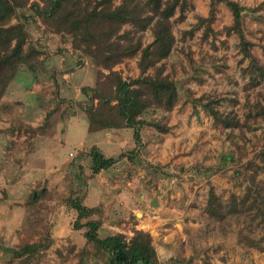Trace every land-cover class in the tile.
Instances as JSON below:
<instances>
[{
  "label": "rangeland",
  "instance_id": "1",
  "mask_svg": "<svg viewBox=\"0 0 264 264\" xmlns=\"http://www.w3.org/2000/svg\"><path fill=\"white\" fill-rule=\"evenodd\" d=\"M235 1L248 7L264 4V0ZM192 3L184 22L173 19L177 41L167 73L177 80L181 101L169 116L172 130L164 134L147 127L142 144L135 143L132 129L89 133L85 110L89 102L81 89L95 85L97 68L86 58L73 73L63 74L77 63L79 53L43 27L30 28L31 42L43 54L24 57L0 102V264L14 263L11 251L26 237L36 242L48 231L54 243L32 264H76V255L86 243L85 230H74L76 212L62 198L78 189L84 204L97 208L93 218L103 222L101 237L123 234L130 239L135 230L149 229L160 264H176L173 258L192 259L180 264H264V254L238 243L242 223L233 219L222 232L204 212L211 185L226 200L232 194L243 196L251 176L264 181V124L252 120L258 128L249 133L252 142L239 140L233 146L227 131L216 126L200 106L198 116L193 115L191 104L183 106L185 88H190L196 98L220 97L222 112L233 111L244 119L258 98L246 89L249 80L243 69L249 61L240 53L236 34L220 36L217 50L201 40V31L186 35L196 25V15H208L210 0ZM259 13L264 15V10ZM245 23L248 38L259 44L253 54L264 64V36L258 32L264 24L249 15ZM232 24L231 12L221 4L213 28L220 31ZM223 40H227L224 46ZM152 41L149 31L145 43ZM200 61L202 70L197 75L193 68ZM115 70L125 79L139 76L137 59L126 60ZM258 90L264 91V83ZM92 147L106 157L116 158L122 152L132 158L133 149L140 155L135 163L126 158L93 175L88 154ZM233 150L241 161H223ZM212 169L218 174L211 176ZM42 190L49 195L41 200ZM35 193V201L40 200L37 210L29 206ZM252 234L264 243V229Z\"/></svg>",
  "mask_w": 264,
  "mask_h": 264
},
{
  "label": "trees",
  "instance_id": "2",
  "mask_svg": "<svg viewBox=\"0 0 264 264\" xmlns=\"http://www.w3.org/2000/svg\"><path fill=\"white\" fill-rule=\"evenodd\" d=\"M221 4L231 12L233 24L216 31L213 25L217 21ZM193 8L192 0H0V102L17 77L24 57L27 54H43L31 42L30 28L38 25L79 53L77 63H71L63 74L73 73L86 58L97 68L95 85L81 89L82 95L89 102L85 108L89 133L132 129L135 143L139 144H142L143 130L147 127L156 128L164 134L169 133L172 130L168 125L169 116L181 101L178 82L173 74L167 73V62L174 53L177 41L173 19L175 22H184L186 12ZM262 10L264 4L247 7L235 0H210L208 15H196V25L186 32V35L193 36L195 31H201V40L216 50L220 36L229 38L236 34L240 53L244 60H249L248 66L243 69L249 80L246 89L256 92L258 98L250 105L251 110L244 119L233 111L222 112L219 109L220 97L205 94L196 98L190 88H185L186 100L183 106L191 104L193 115L197 116L200 114V106L216 126L227 131L233 146L239 140L252 142L249 133L258 130L251 124L252 120L256 125L264 124V91H256L264 83V64L253 54V48L259 44L248 38L245 23L249 15L264 24V15L259 13ZM149 31L153 41L146 44ZM258 32L264 36L262 28H258ZM226 44L227 40L221 41V45ZM132 59H137L139 76L136 79H125L115 68ZM212 67L217 73L221 72L218 67ZM201 70L200 61L193 71L199 75ZM205 72L213 76L208 70ZM158 113L162 117L156 119L153 114ZM160 140L163 141V138ZM130 152L132 158L127 153L113 158L106 157L97 147H92L88 154L92 160L93 175L110 170L126 158L135 163L139 151L133 149ZM223 161L241 160L233 150L224 155ZM210 171L211 176L218 174V170ZM80 191L72 190L70 195L62 198L76 212L74 230H85L86 243L76 255V264H160L149 232L135 230L130 239L123 234L101 237L103 222L93 218L97 208L86 206L85 197ZM48 195V191L42 190L41 200ZM39 204L40 200L35 201L32 194L29 206L37 210ZM204 212L222 232L232 225L233 219L242 223L244 228L238 232V243L264 254L263 241L252 234L258 229H264L263 180L251 176L250 186L243 196L232 194L226 200L211 185ZM53 243L54 238L49 231L36 242L26 237L17 249H12L14 263L11 264H32ZM75 250V247L71 248L73 253ZM171 261L176 264L183 261L191 263L192 259L173 258Z\"/></svg>",
  "mask_w": 264,
  "mask_h": 264
},
{
  "label": "crops",
  "instance_id": "3",
  "mask_svg": "<svg viewBox=\"0 0 264 264\" xmlns=\"http://www.w3.org/2000/svg\"><path fill=\"white\" fill-rule=\"evenodd\" d=\"M237 2H238V1H237ZM247 7H248V6H247ZM232 17H233V16H232ZM248 61H249V60H248ZM107 135H109V136H110V134H108V133H107ZM120 154H122V152H121ZM120 154H119V155H120ZM119 155H118L117 157H119ZM144 230H145L146 232H148V231H149V229H147V230H146V229H144Z\"/></svg>",
  "mask_w": 264,
  "mask_h": 264
},
{
  "label": "water",
  "instance_id": "4",
  "mask_svg": "<svg viewBox=\"0 0 264 264\" xmlns=\"http://www.w3.org/2000/svg\"><path fill=\"white\" fill-rule=\"evenodd\" d=\"M37 198V193L34 194V200Z\"/></svg>",
  "mask_w": 264,
  "mask_h": 264
}]
</instances>
